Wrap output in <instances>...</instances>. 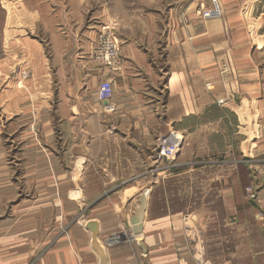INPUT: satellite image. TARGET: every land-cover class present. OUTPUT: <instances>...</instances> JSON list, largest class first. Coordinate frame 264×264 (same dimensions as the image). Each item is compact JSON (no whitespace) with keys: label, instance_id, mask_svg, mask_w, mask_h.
<instances>
[{"label":"crops","instance_id":"obj_1","mask_svg":"<svg viewBox=\"0 0 264 264\" xmlns=\"http://www.w3.org/2000/svg\"><path fill=\"white\" fill-rule=\"evenodd\" d=\"M218 1L203 19L179 0L163 24L101 0H31V98L19 110L0 94L25 124L18 164L0 132V264H264V0ZM104 26L113 69L92 61ZM173 137L176 156L157 160Z\"/></svg>","mask_w":264,"mask_h":264},{"label":"rangeland","instance_id":"obj_2","mask_svg":"<svg viewBox=\"0 0 264 264\" xmlns=\"http://www.w3.org/2000/svg\"><path fill=\"white\" fill-rule=\"evenodd\" d=\"M177 1L179 0H101V3L107 7H114L121 13L131 14L145 10L142 13L151 14V17H157L164 24L169 19L170 10ZM196 15L201 17V14ZM16 34L24 37L28 43L26 42L27 44L24 45L19 42L15 38ZM28 51H31V0H0V83L4 79L0 84V94H7L11 98L13 92H15L17 102L12 98V103L19 110L31 98V94H29L31 93V61L27 55ZM2 70L8 73H3ZM6 99L8 98H3L0 104L5 105ZM3 115L2 107L0 108V117H3ZM15 118L17 119V117H13L11 120H7L4 116L3 120L0 119L2 121L0 132L3 135L7 149V162L10 164L20 162L19 149L23 139L20 137V142H18L17 136H21V132L25 130V124H18ZM14 131H17V133L11 134ZM198 173L196 176L203 177V171ZM181 174V177L189 176L187 169H184ZM191 175L193 176L192 173ZM13 180L16 182L22 181L19 166L15 168ZM32 198L33 194L31 193Z\"/></svg>","mask_w":264,"mask_h":264},{"label":"built area","instance_id":"obj_3","mask_svg":"<svg viewBox=\"0 0 264 264\" xmlns=\"http://www.w3.org/2000/svg\"><path fill=\"white\" fill-rule=\"evenodd\" d=\"M197 5L196 14H201L203 19H214L221 15L220 4L218 0H188ZM208 4V6L205 5ZM119 40L115 35L114 28L104 26L99 31L95 46L92 50V61L105 68H115L119 62ZM112 98V88L109 82L103 81L99 84L97 90V99L101 103H108ZM107 111H112L113 107L106 105ZM181 145L180 139L173 137L172 140H163L156 149L157 160H171L173 159ZM249 194H253L251 188H247Z\"/></svg>","mask_w":264,"mask_h":264},{"label":"water","instance_id":"obj_4","mask_svg":"<svg viewBox=\"0 0 264 264\" xmlns=\"http://www.w3.org/2000/svg\"><path fill=\"white\" fill-rule=\"evenodd\" d=\"M140 222H141V213L140 211L138 210V214L135 215L131 220H130V224L133 225V226H136V233L140 234L141 232V225H140ZM86 228L88 230H90L93 234L96 233V230H97V223L96 222H88L86 224Z\"/></svg>","mask_w":264,"mask_h":264}]
</instances>
